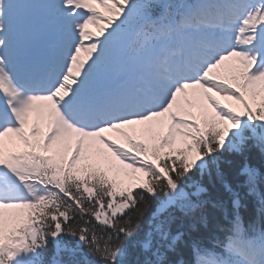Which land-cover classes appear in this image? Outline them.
Returning <instances> with one entry per match:
<instances>
[{"label": "snow or ice", "instance_id": "obj_1", "mask_svg": "<svg viewBox=\"0 0 264 264\" xmlns=\"http://www.w3.org/2000/svg\"><path fill=\"white\" fill-rule=\"evenodd\" d=\"M253 148L264 0H0V264H264L259 170L241 169L251 222L238 193L215 224L192 199L197 174ZM177 211L223 239L175 259Z\"/></svg>", "mask_w": 264, "mask_h": 264}, {"label": "trees", "instance_id": "obj_2", "mask_svg": "<svg viewBox=\"0 0 264 264\" xmlns=\"http://www.w3.org/2000/svg\"><path fill=\"white\" fill-rule=\"evenodd\" d=\"M21 144L22 143L19 144L20 149H22ZM245 165L259 170L261 174L264 175V153L254 148L243 154L230 152L222 158L219 165V174L213 169L211 175L205 173L203 176L197 174V176L194 177V180L201 187L205 188L206 191L201 193L200 197L194 196L192 199H194V201L202 199L209 202L205 205L204 215L209 217L213 224L218 221H223L224 216L234 211L232 206L234 193H238L241 198L242 207L240 208V215L244 218L245 222H250L258 217L256 197L249 195L248 188L244 183L245 178L241 175V169ZM226 186H229L232 191H229ZM191 189H188V191L192 192ZM260 190L264 191V185H260ZM213 204H215L216 207H212ZM153 210L154 205L144 217L140 234L129 241V246L134 252L138 251L136 247L137 240L143 235V232L147 231L149 228V221ZM175 215L176 219L172 224L173 235L177 232H183L186 239L178 244L174 258L177 260H192L190 248L191 241L193 239L201 240L203 245L206 246V243H210L213 234L219 232H210L203 223L193 228L191 218H185L179 211H177ZM196 215L199 216V212H197ZM93 222L98 230H103L102 225L94 220Z\"/></svg>", "mask_w": 264, "mask_h": 264}, {"label": "rangeland", "instance_id": "obj_3", "mask_svg": "<svg viewBox=\"0 0 264 264\" xmlns=\"http://www.w3.org/2000/svg\"><path fill=\"white\" fill-rule=\"evenodd\" d=\"M217 99L221 101V103H224V104H228L230 106H233L234 108H236L237 110L241 109L242 108V105H239L236 101H232V100H228V99H225L224 97L222 96H217ZM108 135V134H107ZM112 136V138H115L117 140V143H121V142H124L123 138L120 137L118 135V133H111L110 134ZM8 143L7 141V138H6V144ZM126 144V142H124ZM102 148L103 146L100 145ZM127 146V145H126ZM10 147V145H9ZM105 152L107 151L106 149L104 150ZM110 155V154H109ZM117 165H119V161H116L115 162ZM122 167V166H121ZM127 171H130V170H127ZM125 183H127V180L125 179Z\"/></svg>", "mask_w": 264, "mask_h": 264}]
</instances>
